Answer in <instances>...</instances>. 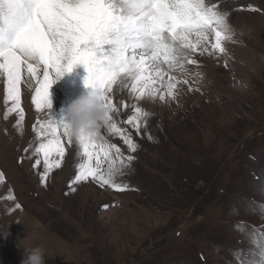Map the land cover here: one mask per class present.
I'll return each instance as SVG.
<instances>
[{
	"label": "rangeland",
	"instance_id": "obj_1",
	"mask_svg": "<svg viewBox=\"0 0 264 264\" xmlns=\"http://www.w3.org/2000/svg\"><path fill=\"white\" fill-rule=\"evenodd\" d=\"M219 7L230 11L234 28L226 53L196 55L198 66L174 73L188 81L177 85L174 99L139 102L153 113L152 140L124 125L140 147L132 170L118 178L130 185L123 192L91 179L72 184L82 162L75 140L42 185L35 157L24 149L44 113L35 110L22 84L18 130L15 113L5 119L0 79V264H20L24 248L38 244L45 264H228L229 247H247L232 225H264L240 202L264 201L252 175L264 177V0H223ZM85 76L77 64L51 85L50 118L70 122L68 105L91 90ZM113 99L135 103L119 84ZM131 112L122 109V119ZM101 135L126 151L119 137L103 129Z\"/></svg>",
	"mask_w": 264,
	"mask_h": 264
},
{
	"label": "snow or ice",
	"instance_id": "obj_2",
	"mask_svg": "<svg viewBox=\"0 0 264 264\" xmlns=\"http://www.w3.org/2000/svg\"><path fill=\"white\" fill-rule=\"evenodd\" d=\"M209 4L208 0H0V79L4 82L5 119L15 113L19 125L24 119L22 90L31 92V102L44 113L32 125L35 139L24 151L35 157L44 185L54 169H59L66 155V145L75 140L82 162L72 184L91 181L101 188L117 192L130 189L118 178L132 170L134 153L140 145L137 135L148 140V120L153 113L139 102L144 99L164 101L175 98L178 80L174 73H188L187 65H197L196 55L226 53L224 42L232 39L234 28L230 11ZM248 8L258 11L251 4ZM82 64L87 71L86 86L100 89L105 108L103 131L119 137L126 151L105 139L100 132L74 139L70 123L50 118V87ZM227 67V64H225ZM127 91L135 103L116 102L117 85ZM10 105V106H9ZM131 108L127 119L122 109ZM3 173H0L2 176ZM254 188L264 196V177L252 174ZM69 185L72 192L76 188ZM245 211L256 212L264 220V201L240 198ZM21 206L16 204V208ZM107 207V205H105ZM234 214H239L234 209ZM233 228L247 247H229L228 264H264V225L236 221ZM219 248L217 251L219 252ZM203 259V256H201Z\"/></svg>",
	"mask_w": 264,
	"mask_h": 264
},
{
	"label": "clouds",
	"instance_id": "obj_3",
	"mask_svg": "<svg viewBox=\"0 0 264 264\" xmlns=\"http://www.w3.org/2000/svg\"><path fill=\"white\" fill-rule=\"evenodd\" d=\"M88 87L90 91L81 94L68 105L70 130L74 139L81 135L95 136L103 127L106 110L102 105V93L96 87ZM45 261V248L38 244L24 248L20 264H45Z\"/></svg>",
	"mask_w": 264,
	"mask_h": 264
},
{
	"label": "trees",
	"instance_id": "obj_4",
	"mask_svg": "<svg viewBox=\"0 0 264 264\" xmlns=\"http://www.w3.org/2000/svg\"><path fill=\"white\" fill-rule=\"evenodd\" d=\"M81 66L84 67L82 64H81ZM82 73H84V70L82 71ZM263 143H264V140H263ZM250 157H252V156H250ZM219 249H220L219 251H221V250L224 249V248H220V247H219ZM226 249H227V246H226Z\"/></svg>",
	"mask_w": 264,
	"mask_h": 264
},
{
	"label": "crops",
	"instance_id": "obj_5",
	"mask_svg": "<svg viewBox=\"0 0 264 264\" xmlns=\"http://www.w3.org/2000/svg\"><path fill=\"white\" fill-rule=\"evenodd\" d=\"M128 193H129V192H128ZM76 199H77V198L75 197L73 201L71 200V208H73L72 203H73Z\"/></svg>",
	"mask_w": 264,
	"mask_h": 264
}]
</instances>
